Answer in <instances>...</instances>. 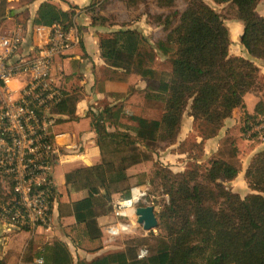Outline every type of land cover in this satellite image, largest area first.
I'll return each instance as SVG.
<instances>
[{
    "label": "trees",
    "instance_id": "trees-1",
    "mask_svg": "<svg viewBox=\"0 0 264 264\" xmlns=\"http://www.w3.org/2000/svg\"><path fill=\"white\" fill-rule=\"evenodd\" d=\"M213 3L223 6V10L219 11ZM260 3L261 0H103L88 4L86 13L92 25L123 27L100 37L110 80L128 82L135 62L124 54L139 56L148 43L138 30L125 28L140 14L129 20L119 19L115 12L119 7L146 10L153 24L162 28L153 40L161 52L171 55L173 66L161 69L143 60L137 63L139 75L152 88L166 94L165 111L160 118L140 116L133 137L119 131L124 126L123 106L98 104L89 109L91 127L101 135L110 133L108 124L113 125L116 131L109 136L116 144L134 146L137 142L158 141L173 144L180 137L186 116L190 115L204 132L203 140L193 146L205 150L206 140L218 137L237 109H242L243 122L249 121L247 125L256 120L264 114V100L260 99L255 112L251 113L246 95L250 92L259 95L263 91L262 70L256 62V59L264 60V14L259 12ZM154 7L157 10H153ZM77 8L71 4V9H64L57 3L45 1L39 7L36 22L70 25ZM226 20L243 23L242 43L248 56L231 53V31ZM68 92L64 89L66 98L54 110L59 115L58 124L65 121L60 116L64 110L69 114L74 112L70 107L65 109L72 100ZM243 131L247 132L246 125ZM99 145L103 147L102 143ZM180 151L186 152L187 148ZM144 159L150 160L151 156L146 154ZM127 170L110 171L106 177L113 182L126 180L130 176ZM241 171L240 159L221 155L213 156L209 167L202 172L199 167L176 174L159 168L151 182L153 187L161 188L168 200L157 213L161 231L155 239L132 236L125 240L123 249L107 250L93 258L80 257L75 261L69 244L56 238L41 253L43 263L264 264V149L253 155L246 168L245 179L252 191L245 197L228 188ZM76 173L67 174L64 191L56 187L60 194V215H74L78 222L86 223L89 235L99 237L103 234L100 218L110 214L114 206L101 207L92 197H80L71 192L69 183ZM130 194L131 190L127 191L124 198ZM132 241H136L137 246L147 247L149 254L140 258ZM31 259L24 258L25 261Z\"/></svg>",
    "mask_w": 264,
    "mask_h": 264
},
{
    "label": "rangeland",
    "instance_id": "rangeland-1",
    "mask_svg": "<svg viewBox=\"0 0 264 264\" xmlns=\"http://www.w3.org/2000/svg\"><path fill=\"white\" fill-rule=\"evenodd\" d=\"M102 1L103 0H96L95 2L101 3ZM213 5L219 11L223 10V6H219L214 3ZM86 9L87 5L84 6L83 10ZM7 10L8 7L4 3L0 2V20L3 19V16L6 14ZM153 10L157 9L154 7ZM259 11L264 12V0H261ZM115 12L117 13L119 19L126 20L135 18L137 14H140L136 20L131 22V25L125 28H134L138 30L140 34H143L147 38L148 43L142 49L143 51L139 56L132 57L128 54H124L126 57L134 60V72L131 73L128 82H116L117 84H115L114 89L108 91V96L103 100L102 103H100V105L108 103L114 104L115 106H123L125 110V116L123 117L124 126L120 128L119 131L125 134H130L134 137L136 135L135 128L138 124V118L140 116L160 118L165 111L164 108L166 101L165 93L152 88L150 83L139 75L137 63L138 61L143 60L147 65L153 67L172 69V57L171 55L164 54L158 49L155 40H153V36H155V33L160 32L162 28L153 24V19L146 13L145 9L139 11H130L127 8L119 7L115 9ZM79 14L80 11L77 10V13L75 14L76 20H74L73 23L76 25L78 24L82 32V25L79 23V20L77 21ZM226 23L228 24L231 31V53L235 55L238 54L248 56V52L242 43L243 30L241 26L232 20H226ZM104 28L103 34L108 35L109 32L112 33L113 31L119 30L123 27L121 25H114L105 26ZM79 46H81V44ZM256 62L260 65L262 70L261 85L263 86V91L262 94L260 93L261 97L260 95L259 97L260 99L264 100V60L256 59ZM104 70L105 76H109V68L105 67ZM72 102L73 99L68 101L67 107H65V109H69V107L72 105ZM247 103L250 112H255V97L248 98ZM94 106L96 105L94 104ZM90 107H92V104H90ZM244 116L245 114H243L242 109L236 111L233 117L234 123L228 135L225 136L226 132H221L218 135V138L206 140L205 150H202L197 146H193L194 143L198 144L203 140L204 132L198 121H195V126H192L191 128L186 126V121L189 119V115H187L185 118V125L182 129L180 137L178 138V141L173 144L159 141L151 144L137 142L134 146L130 144H116L112 141L113 138L109 136L110 133L116 131V128L113 125L108 124V132L110 133H101V135L96 137V142L94 140L90 142L89 147H87L84 142L82 143L80 148V153L82 152V156H71L70 159L62 157L58 159L56 164H60L62 161L64 163L59 165V173H62L65 169L68 171L67 174L77 171L69 183V189L71 192L80 197L90 196L94 199L96 204L101 207L107 206L109 204L114 206V202L124 198L127 191L131 190L133 186L148 184V188L151 190V195L148 196L147 203H150L149 205L153 203L157 204L156 213H159V210L163 206L165 200H168V196L163 193L161 188L153 187L151 177L153 176L155 170L161 168L176 174L185 172L186 170L194 167H199L202 172L206 171V169L209 167V161L211 158H213V156L221 155L228 159H240L242 171L236 179L228 184V188L235 192H239L245 197V195L252 191L245 179L246 168L253 155L264 148V137H259L253 133L255 123H257L258 120L264 116V114H261L256 120H251L248 125L247 123L249 121L243 122ZM245 125L247 126V132L243 131V127ZM97 140L99 144H103V147L99 145V151L96 146V143H98ZM183 147L187 148L186 152L180 151ZM146 154L151 156L150 160L144 159ZM199 156L200 159H198ZM96 167H98V169H95ZM121 169H128L127 171L130 176L126 180L113 182L107 179L106 175L108 172ZM66 183L62 185L61 191H64L67 188L66 185L68 183ZM0 185V196L6 197L8 190L13 186L11 178L7 176L1 177ZM107 215L108 216H106V218H102L100 221L103 226V237L99 236L94 240H87L84 236L85 229L81 225H78V230L74 233L76 234L74 235V246L71 247L69 244L70 248L75 254H73L75 258H78V255L76 254L78 251V244L76 243L78 241L79 246H83V244L86 243V246H83V249L90 247L91 250H87V252L93 251L92 254H95L100 250V248L109 244L113 245L111 249H119L120 247H118V243H121L123 239L126 240L132 236H143L148 237L149 239H155L156 235L161 231L159 226L155 229H152V232V230H146L141 224L136 225L131 233H123L115 238H110L104 230L105 223L110 222L112 219L110 214ZM11 230L20 231L19 229ZM14 234L15 233L9 234V239L5 240V236L4 234H1L0 230V245L5 247L4 242L10 240L9 246H11V244L19 238L16 236L17 234ZM68 234L70 235L72 233L68 232ZM20 238V240L25 244L26 240L22 237ZM56 238L60 239L59 236H56L54 239ZM80 239L83 240V244H81L82 241ZM98 239L100 240V243L96 242ZM37 240L41 243H37L35 251L39 250L42 244L44 245L45 241L43 238ZM132 245L134 246L133 248L136 249L135 252H137L142 246H137L136 241H132ZM10 248L7 253H5V250L3 249L0 250V264H21L20 260L22 259V248ZM24 258L25 256H23V260ZM8 259L9 262H7ZM36 261L37 260H35L33 264H40V262Z\"/></svg>",
    "mask_w": 264,
    "mask_h": 264
},
{
    "label": "built area",
    "instance_id": "built-area-1",
    "mask_svg": "<svg viewBox=\"0 0 264 264\" xmlns=\"http://www.w3.org/2000/svg\"><path fill=\"white\" fill-rule=\"evenodd\" d=\"M32 37L33 46L22 54L26 38L20 31L0 32V180L7 176L13 182L6 197L0 196V220L19 230L53 228L58 205L56 163L65 155L82 156L81 142L65 151L53 132L59 116L54 110L66 98L55 65L73 55L72 50L82 42V32L73 22L38 23ZM18 77L26 79L16 90L13 81ZM253 133L264 137V116L255 123ZM148 186H133L130 196L114 202L112 219L104 228L110 238L131 233L141 225L137 208L147 203L151 195ZM148 254V248L138 250L140 258Z\"/></svg>",
    "mask_w": 264,
    "mask_h": 264
},
{
    "label": "crops",
    "instance_id": "crops-1",
    "mask_svg": "<svg viewBox=\"0 0 264 264\" xmlns=\"http://www.w3.org/2000/svg\"><path fill=\"white\" fill-rule=\"evenodd\" d=\"M45 1H52L61 5L64 9H71V4L77 5V10L80 11L79 16L77 17V21L81 23L82 27V45L74 48L72 50L73 55L66 59H59L55 65V76L61 84L63 90L69 91L68 97L69 99H73L71 110H73V114H69L67 110H64V113H61V117L65 120L62 123L56 124L53 127V132L56 137V140L61 144L60 146L65 151H70V146L74 142H81L89 147L90 142L94 140L96 142V137L98 133L91 127V117L89 116L90 104H92V109L94 108V104L99 106L100 103L108 96V91L114 89L115 81L110 80L105 76V67H107V63L102 56V51L100 48V37L104 32V27L94 26L91 23L90 16L86 13L84 6L90 4L92 0H1L0 2L4 3L8 10L6 14H4L3 19L0 20V32L8 31V30H18L25 36L26 40L23 43L24 49H20V53L26 54L28 48L33 46V29L36 24V17L38 16V10L41 3ZM261 14L264 12L259 11ZM237 22L242 30L243 23L239 21ZM262 72V71H261ZM26 77H18L13 81V86L16 90H19ZM262 94V92H261ZM261 94L260 97H261ZM259 95L255 93H248L246 95V100L250 97L256 99V104L260 101ZM99 104V105H98ZM248 104V103H247ZM255 104V105H256ZM240 109H237L238 111ZM249 110V109H248ZM250 112V110H249ZM252 113V112H251ZM254 113V112H253ZM235 114V113H234ZM65 117V118H64ZM234 117V116H233ZM229 118L226 121V125L221 130V132H226L225 136L228 135L230 130L232 129L234 118ZM186 126L190 128L195 126V119L189 115V119L186 121ZM220 132V133H221ZM224 136V137H225ZM218 138V137H216ZM213 139V138H212ZM215 139V138H214ZM98 142V140H97ZM219 143V142H218ZM98 151L100 150V146L96 143ZM264 149V148H263ZM261 149V150H263ZM260 151V150H259ZM67 159H70V156H63ZM60 164H64L63 161ZM60 164H57L54 170L55 181L59 190H62V185L66 183L67 180V170L65 169L62 173H59L58 167ZM67 184V183H66ZM58 194V205L54 212V226L51 229L46 227H35L30 230H11L5 223H2L0 220V230L1 234H4L5 240H8V235L11 233H15L14 235L19 238L16 239L11 246H9V241L4 242V246L0 245V250H5L7 253L10 249H21V264H33L35 260L36 262H40L41 258H44L41 253L43 252L45 246L48 243H52L56 236H59L61 240L66 241L68 244L74 246V234L78 229V225H81L85 231L84 236L88 239H96L97 237H92L87 233L86 223L78 222L74 215L61 216L60 215V200ZM108 216V215H106ZM106 216L101 217L106 218ZM72 228V232H71ZM74 231V232H73ZM68 232L72 234H68ZM11 237V235H10ZM26 240L25 244L20 240L21 238ZM103 237V234L101 235ZM43 238L44 245L36 250V245L38 242L37 239ZM32 243L30 244V242ZM81 244H83V240ZM96 242L100 243V240H96ZM78 244L77 255L78 258H93L94 256L107 251V250H115L111 249L112 244L106 245L100 250L92 254L93 251L87 252V250H91L90 247H86L83 249V246H86V243L79 246ZM120 247L119 249L125 248V240L123 239L121 243H118ZM69 245V246H70ZM29 246V250H28ZM116 247V246H115ZM35 248V249H34ZM71 249V248H70ZM95 251V250H94ZM72 255L74 254L71 249ZM75 255V254H74ZM80 255V257H79ZM9 256V255H8ZM23 256L32 258L31 261L23 260ZM74 257V256H73ZM2 258V257H1ZM40 258V259H38ZM78 258L74 257V260L77 261ZM39 260V261H38ZM9 262V259L7 260ZM9 264V263H8ZM11 264V263H10ZM40 264H44L40 262Z\"/></svg>",
    "mask_w": 264,
    "mask_h": 264
},
{
    "label": "water",
    "instance_id": "water-1",
    "mask_svg": "<svg viewBox=\"0 0 264 264\" xmlns=\"http://www.w3.org/2000/svg\"><path fill=\"white\" fill-rule=\"evenodd\" d=\"M138 221L146 230L151 231L159 226V218L154 205H140L137 208Z\"/></svg>",
    "mask_w": 264,
    "mask_h": 264
}]
</instances>
